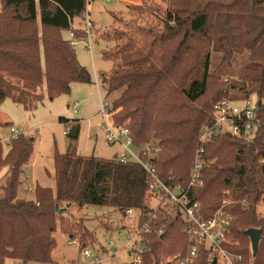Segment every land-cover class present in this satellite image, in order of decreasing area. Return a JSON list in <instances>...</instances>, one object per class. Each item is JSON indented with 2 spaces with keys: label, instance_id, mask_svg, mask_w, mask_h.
I'll list each match as a JSON object with an SVG mask.
<instances>
[{
  "label": "trees",
  "instance_id": "trees-1",
  "mask_svg": "<svg viewBox=\"0 0 264 264\" xmlns=\"http://www.w3.org/2000/svg\"><path fill=\"white\" fill-rule=\"evenodd\" d=\"M173 1V8L163 18L165 30L155 35L149 45L145 38L141 42L129 39L120 47L119 63L105 53L115 63L110 73L102 74L103 84L108 93L123 90L114 102V111L118 112L112 117L119 124L128 121L135 145L157 140L155 144L161 151L155 162L162 180L172 186L188 187L200 147V131L214 123L215 105L231 99L230 88L236 86L223 88V94L199 110L193 104L205 97L216 77L210 71V51L200 57V75L177 85L173 92L175 69L179 63L190 61V53L196 50L194 40H206L215 50H226L228 56L248 49L250 55L242 69L239 91L256 98L263 126L249 138L219 133L205 142L200 181L190 188L189 195L201 203L204 215L211 216L222 207L231 216L224 246L240 257L236 264H264V214L259 210L264 204V0H234L229 6L233 5L235 11L209 4L190 9L185 7L189 0ZM88 2L2 0L0 105L11 98L33 110L43 102L45 92L54 100L69 94L74 82L92 81L75 47L62 35L64 30L84 34L73 28V21L88 11ZM39 16L42 30L37 25ZM179 93L183 102L175 97ZM60 120L70 122L64 117ZM33 151V140L23 133L10 139L7 151L0 141V170L5 166L9 169L0 192V264L9 258L24 264L52 263L57 223L61 222L62 228L66 223L67 209L62 203L80 208L89 204L111 206L126 216L132 209L140 210L144 224L152 228L151 233L144 234L143 260L147 264H159L163 254L179 250L178 255H183L190 246L181 216L150 208L149 175L135 162L56 151L54 172L48 173L55 181V189L39 183L35 200L18 198L23 167ZM224 199L228 205L222 204ZM152 214L156 219L150 218ZM160 227L164 232L158 235ZM250 228L262 233L256 256L246 234ZM199 256V264H208L205 249L199 250Z\"/></svg>",
  "mask_w": 264,
  "mask_h": 264
},
{
  "label": "rangeland",
  "instance_id": "rangeland-1",
  "mask_svg": "<svg viewBox=\"0 0 264 264\" xmlns=\"http://www.w3.org/2000/svg\"><path fill=\"white\" fill-rule=\"evenodd\" d=\"M233 2L234 0H189V6H184L194 9L199 5L209 4L212 8L224 6L227 11H235L236 8L233 5L229 6ZM173 5V0H89L88 14L95 25L89 37L84 31L83 35L76 34L78 42L74 47L80 64L91 72L92 81L89 83L74 82L69 94H62L54 100H50L45 92L43 102L33 110L26 109L11 98L2 102L0 105V141L3 143L4 150H8L10 139L14 137L11 131L12 126L34 142L33 154L23 167L24 169L27 167V179L19 185V193L23 194L24 198H35V192L30 190V186L35 181L55 189V181L49 174L52 175L54 172L56 151L59 153L72 151L81 155H95L104 158L124 152L122 145L110 144L106 140L102 127L104 120L99 115L102 101L110 103L111 116L117 114L118 111H114L113 108L114 102L123 91L120 89L114 93H108L103 84L102 74L110 73L115 63L114 60L106 57L105 53L116 57L119 63L121 62L120 47L129 39L134 38L141 42L145 38L146 45H149L155 35L160 36L165 30L163 18L166 11L172 9ZM17 11L24 13L23 9ZM2 12L3 3L0 0V15ZM37 25L42 30L40 16ZM84 27L85 15L76 17L73 21V28L83 30ZM150 29L154 32L149 33ZM71 33L72 30H64L62 35L66 40L71 41ZM88 40L91 41V48L88 47ZM193 46L196 50L190 53V61L184 64L179 63L175 69L177 73L173 92L178 89L177 85L186 84L194 75L195 77L200 75L201 68L198 65L200 57L210 51V71L216 77L211 81V87L205 97L193 106L199 110L204 106L207 107L211 100L223 94V88L231 86H236L230 88L231 98L246 97L239 89L242 69L250 55L248 49L236 50L228 56L226 50H215L206 40H194ZM180 94L177 96L174 94V96L179 102H183L184 99ZM75 102L80 103L77 112L71 107ZM61 117L70 119V122H61ZM127 124L128 121L123 123V125ZM75 127L79 128V135L77 138H72L70 133ZM156 141L152 139L151 143H156ZM8 172L9 169L6 166L0 170V192ZM32 187L36 190V186ZM147 203L155 211L161 209L167 215L173 216L174 214V209L166 206L171 202L163 201L160 196H149ZM61 206L67 209L65 228H62L61 222L57 223V230L54 233L57 246L52 252L53 262L46 264H86L81 253L82 244L100 248L103 258L106 259L102 264H125L132 259L126 250V243L128 241L131 244L139 243L138 236L140 232L142 233L144 226V218L139 219V210H136L133 215L126 216L118 208L106 205L89 204L80 208L76 204L66 206V203H62ZM259 210L264 214V204H261ZM111 242L115 243L113 249L109 247ZM179 253L181 250L163 254L159 264H175L174 258ZM5 264L14 263L7 261ZM143 264L147 262L143 260Z\"/></svg>",
  "mask_w": 264,
  "mask_h": 264
},
{
  "label": "built area",
  "instance_id": "built-area-1",
  "mask_svg": "<svg viewBox=\"0 0 264 264\" xmlns=\"http://www.w3.org/2000/svg\"><path fill=\"white\" fill-rule=\"evenodd\" d=\"M87 11L85 15V27L83 31L88 35L94 28V22ZM71 44L74 46L78 40L74 31L71 33ZM79 39V38H78ZM88 47L91 48V41L88 40ZM73 111L77 112L80 107L79 102L71 105ZM215 121L212 125H205L199 136L200 147L197 152L195 164L191 173V181L188 187L182 185H169L165 183L156 168V158L161 147L155 143H149L137 146L134 143L131 130L128 125L116 123L112 119L111 105L108 101H102V108L99 115L103 117L102 127L104 128L106 140L110 144H120L124 148L122 154H117L116 158L122 163L135 162L140 164L149 175V193L150 196H160L163 201H170L166 206L174 209L173 216H181L184 221L183 231L187 235L190 246L183 255H177L174 258L175 264H199V250L205 249L208 252V264H236L240 260L239 256L231 254L224 246L227 242V227L231 216L221 207L211 216H206L202 212L201 203L192 200L189 191L190 188L200 181L201 171L204 166L201 153L204 152L203 144L211 139L214 134H232L239 137L249 138L254 136L263 126L262 120L258 116L259 107L254 96L245 98H226L219 101L214 107ZM14 136L20 134L17 128L11 127ZM202 183V182H201ZM223 205H228L227 199L223 200ZM136 209L128 212L134 214ZM151 215V214H149ZM139 210V219H141ZM156 214L150 218L156 219ZM152 232L151 226L146 223L142 227V233H139L138 244L126 243V250L131 258L125 264H143V253L145 252L144 234ZM164 229L160 227L158 235L163 234ZM72 243V242H71ZM128 245V246H127ZM110 249L115 247V243L109 244ZM116 250V248H115ZM117 252V251H115ZM81 253L85 258L86 264H102L106 259L100 248H94L85 244L81 245ZM117 256V254H116ZM115 256V257H116Z\"/></svg>",
  "mask_w": 264,
  "mask_h": 264
},
{
  "label": "water",
  "instance_id": "water-1",
  "mask_svg": "<svg viewBox=\"0 0 264 264\" xmlns=\"http://www.w3.org/2000/svg\"><path fill=\"white\" fill-rule=\"evenodd\" d=\"M78 135H79V128L75 127L72 130V132L70 133V137L77 138ZM55 208L57 211H59V209H60L59 204H56ZM63 209H66V208H63ZM246 234L249 236V238L251 240L253 256H256L258 254L260 241L262 238L261 230L258 228H250V229L246 230ZM214 264H216V260L214 261Z\"/></svg>",
  "mask_w": 264,
  "mask_h": 264
},
{
  "label": "crops",
  "instance_id": "crops-1",
  "mask_svg": "<svg viewBox=\"0 0 264 264\" xmlns=\"http://www.w3.org/2000/svg\"><path fill=\"white\" fill-rule=\"evenodd\" d=\"M238 98H240V97H236V99H238ZM116 155H117V154L115 153V154H114L112 157H110V158H115ZM26 169H27V167H25L23 173L21 174V183L24 182V180L27 179V177H26ZM49 172H50V171H49ZM50 173H52V172H50ZM50 177H52V176H50ZM37 183H39V182H36V181H35V182L30 186V190H32V191L35 192V190L33 189L34 187H32V186H36ZM17 196H18V198H20V199H26V198H24L23 194H20V193H19V187H18ZM35 197H36V193H35ZM26 200H35V198H34V199H26ZM7 261H11V262L14 263V264H24L22 261L17 260V259H10V258H9V259H6L5 263H6ZM5 263H4V264H5ZM27 264H46V263L29 262V263H27Z\"/></svg>",
  "mask_w": 264,
  "mask_h": 264
}]
</instances>
